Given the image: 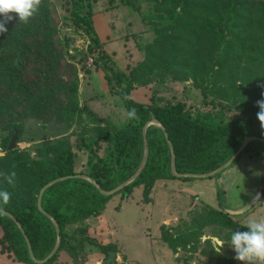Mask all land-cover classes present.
<instances>
[{"label": "trees", "instance_id": "1", "mask_svg": "<svg viewBox=\"0 0 264 264\" xmlns=\"http://www.w3.org/2000/svg\"><path fill=\"white\" fill-rule=\"evenodd\" d=\"M106 1L111 4L107 10L124 6L140 14L152 38L139 45L142 60L128 72L116 68L102 50L94 25L98 0H64L66 14L61 26L86 37V51L69 53L73 40L61 34L60 17L51 0H41L38 12L27 23L17 17L6 25L8 31L0 34V173H16L14 187L0 177V190L11 193L9 203L0 210L20 224L39 261L56 245L58 235L51 218L56 221L60 245L43 264L56 263L62 256L67 264H86L89 246L105 258L108 251L117 254L113 243L93 239L88 227L79 224L109 211L108 204L116 195L124 202L140 189L142 200L134 207L140 210L138 203L142 207L152 201L158 181L195 180L172 174L168 141L174 148L177 174H206L229 161L246 139H264L256 107L264 91L259 87L264 83V0ZM141 2L148 8L142 9ZM88 58L102 69L109 90L121 97L125 109H136L137 119L104 122L85 103L80 105V69L76 65L89 75ZM168 78L179 83L191 81L202 95L203 105L212 109H190L183 102L168 104L155 95L148 103L130 97L136 88L156 80L161 84ZM126 95L128 99H124ZM227 110L236 111L237 117L227 119ZM153 120L165 130L157 125L147 128V161L131 184L103 195L86 179L68 178L48 187L41 199L43 211L38 208L41 189L59 178L84 175L106 192L127 181L142 164L143 130ZM32 123L42 128L62 127L64 132L52 140L43 133L35 141L26 137ZM15 132L17 145L36 144L31 149L17 146L9 151ZM79 152L86 156L81 171H77ZM244 154L264 163V142H249L225 170ZM131 206L126 201L121 210ZM3 212L0 252L18 263L37 264L30 258L21 229ZM208 229L214 237L225 231L229 236L247 231L230 214L205 204L192 213L189 222L162 225L160 238L173 254L195 253L204 247L201 253L207 259L222 264L225 258L211 242H201Z\"/></svg>", "mask_w": 264, "mask_h": 264}, {"label": "rangeland", "instance_id": "2", "mask_svg": "<svg viewBox=\"0 0 264 264\" xmlns=\"http://www.w3.org/2000/svg\"><path fill=\"white\" fill-rule=\"evenodd\" d=\"M51 2L57 17H60L58 25L61 27V34H66L73 40L69 53L86 51L89 45L88 39L75 34L66 26H61L63 16L66 14L64 0H51ZM116 2L119 3V0ZM145 3L141 2L142 9L148 8ZM109 4L106 0H98L94 9V25L103 43L102 50L115 63L116 68L128 72L142 60L139 45L142 41H150L152 38L150 33L146 32V21L140 18V14L131 13L124 6L107 10L111 5ZM85 65L90 69L89 75L81 70L80 64L76 65L80 69L78 73L80 105L85 103L95 114L104 119V122L108 119L124 122L125 105L118 94H113L109 90L102 69L93 65L90 58L86 60ZM154 95L168 104L183 102L190 109L198 108L204 111L212 109L211 106L203 105V97L194 89L191 81L179 83L168 78L160 84L156 80L147 87L136 88L131 92L130 97L137 102L148 103ZM237 115L234 110L226 111L229 120L236 118ZM32 124L27 128L26 137H32L35 141H38L43 133L52 140L60 136L62 131L64 132L62 127L49 125L42 128L41 124ZM72 130H75L74 127L67 133ZM35 144L36 142H23L17 146L20 149H31ZM0 156H2L1 151ZM85 161L86 156L79 152L77 171L82 170V163ZM140 192V189L133 192V197L131 195L124 202L120 199V195L114 196L108 204L109 211L106 210L101 215L90 217L79 224L80 227H88V234L93 239L102 243L110 242L116 246L117 255L114 264H215L201 253L204 247H200L195 253L173 254L160 238L161 226H176L189 222L192 213L201 211L205 204L230 214L232 220L242 226L250 216H264V163L250 154H244L237 164L223 171L219 178L158 181L151 193L150 204L141 207L138 203L141 211L134 208L137 201L142 200ZM257 195L260 201L254 205L253 198ZM126 201L132 206L121 210ZM73 228L75 226L71 229ZM227 234L228 232L225 231L214 237L208 229L202 236L201 242L206 240L211 242L214 250L225 258L222 264H240L234 259L231 236ZM86 249L89 253L88 264L104 263L106 258L98 254L97 249L90 246ZM14 264L20 263L14 262Z\"/></svg>", "mask_w": 264, "mask_h": 264}, {"label": "clouds", "instance_id": "3", "mask_svg": "<svg viewBox=\"0 0 264 264\" xmlns=\"http://www.w3.org/2000/svg\"><path fill=\"white\" fill-rule=\"evenodd\" d=\"M41 0H0V34L8 31L6 25L18 17L19 22L27 23L33 15L38 12ZM15 14V15H11ZM259 87L264 89V83ZM126 95L124 99H128ZM257 120L261 129L264 130V91L261 93V99L256 102ZM127 120L137 119L135 108L125 111ZM16 173H0V177L8 185L15 186ZM11 193L6 190H0V207L7 205L10 201ZM260 201L259 195L253 198L255 205ZM251 206V205H250ZM244 227L247 231H235L231 235V248L235 252L234 259L240 264H264V216H250L247 218Z\"/></svg>", "mask_w": 264, "mask_h": 264}, {"label": "water", "instance_id": "4", "mask_svg": "<svg viewBox=\"0 0 264 264\" xmlns=\"http://www.w3.org/2000/svg\"><path fill=\"white\" fill-rule=\"evenodd\" d=\"M150 125H157L159 126L160 128H162L163 130L164 127L158 122V121H150L148 122L145 127H144V130H143V137H144V145H145V151H144V157H143V161H142V164L140 166V168L138 169V171L132 176L130 177L127 181L123 182L122 184H120L119 186H117L116 188L112 189L111 191H103L92 179L88 178L87 176H84V175H75V176H68V177H63V178H59V179H56V180H53L51 182H49L48 184H46L40 191V195H39V199H38V208L42 210L41 208V199H42V195L43 193L45 192V190L50 187L51 185L57 183V182H60L62 180H65V179H68V178H83V179H86L88 180L89 182H91L103 195H111V194H114L116 193L117 191H119L120 189L124 188L125 186L131 184L142 172L145 164H146V161H147V157H148V143H147V140H146V130L147 128L150 126ZM17 137H18V132H15V134L12 136L11 140H10V143L8 145V150H14L16 149L17 147ZM165 137L168 139V135L165 133ZM252 140H260L262 142H264V139H260V138H256V137H250L248 139H246L244 141V143L240 146V148L237 150V152L231 157V159L229 161H227L225 164H223L222 166H220L218 169H216L215 171L213 172H210V173H206V174H177L176 173V169H175V155H174V148L172 146V144L168 141L169 143V146H170V150H171V171H172V174L176 177H182V178H187V177H192V178H210V177H213L219 173H222L223 171H225V169L227 167H229L233 161L235 160V158L245 149V147L247 146V144L249 142H251ZM0 212H3L2 210H0ZM5 213L6 215H8L12 220H14L16 222V220L8 213L6 212H3ZM54 226H55V230H56V233H57V242H56V245L54 246L53 250L49 253V255L47 257H45L43 260L39 261V260H36L33 256V252H32V248H31V245L24 233V231L22 230L20 224L18 222L17 225L19 226V228L21 229L26 241H27V246H28V251H29V255H30V258L37 264H43L45 262H47L51 257H53V255L56 253V251L58 250L59 248V245H60V236H59V227H58V224L56 223V221L51 218ZM116 252L114 251H108L107 253V257L106 259L104 260V263L103 264H113L115 261H116Z\"/></svg>", "mask_w": 264, "mask_h": 264}, {"label": "crops", "instance_id": "5", "mask_svg": "<svg viewBox=\"0 0 264 264\" xmlns=\"http://www.w3.org/2000/svg\"><path fill=\"white\" fill-rule=\"evenodd\" d=\"M115 215V214H114ZM123 225V224H122ZM125 226H127V227H130V225H128V224H125ZM163 244V243H162ZM167 251H168V249H167ZM169 253V252H168ZM67 260V259H66ZM66 260H65V258H60V260L58 261V262H56V263H53V264H62V261L64 262H66ZM12 261V263H10ZM98 261V260H97ZM14 262L15 261H13L11 258H8L5 254H2L1 252H0V264H14ZM16 263H18V262H16ZM20 264H23V263H20ZM88 264V263H87Z\"/></svg>", "mask_w": 264, "mask_h": 264}]
</instances>
